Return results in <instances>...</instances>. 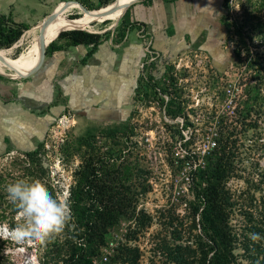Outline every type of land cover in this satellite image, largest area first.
<instances>
[{
    "label": "rangeland",
    "instance_id": "rangeland-1",
    "mask_svg": "<svg viewBox=\"0 0 264 264\" xmlns=\"http://www.w3.org/2000/svg\"><path fill=\"white\" fill-rule=\"evenodd\" d=\"M70 4L77 2L58 7ZM137 4L122 17L124 24L122 19L118 24L95 19L87 26L90 28L81 29L101 34L115 50L131 32L142 41L144 56L131 92L125 97L113 92L103 95L91 87L88 95L96 97V102L83 110L71 106L70 95L65 94L62 112L50 124L38 155L28 156L36 151L13 149L0 155L1 264H42L48 247L62 239L65 231L42 243L13 239L12 230L21 221L16 205L7 198V186L18 179H39L54 197L69 204L71 187L79 183L89 164L96 169L106 166L116 170L123 179L121 184L131 186L136 206L135 214L122 217L109 230L108 249L103 251L108 259H96L93 264H110V257L121 244L139 249V264H170L166 247L194 245L200 232L192 227L193 188L189 178L196 164L204 165L212 144L218 141L220 127L226 123L239 127L241 133L235 157L239 176L229 181L228 188L236 202L231 224L240 237L239 261L250 263L248 255L243 256L241 240L245 235L250 239L253 227L264 229V34L258 29L264 22V0H206L196 26L194 22L191 27L182 22L170 25V37L180 44L165 52L133 20ZM82 14L73 9L64 20L92 19ZM41 23L24 33L17 48L0 49L9 52V61H17L7 63L8 74L21 69L25 59L22 53L31 47ZM151 55L157 57L154 71L147 64L144 71L153 88L146 90L142 65ZM31 59L29 67L35 57ZM165 65L168 74L161 76ZM20 75L7 78L0 74V81L22 87L28 77ZM154 87L162 93L155 92ZM100 96L106 99L99 101ZM244 109L248 113L240 116ZM128 168L133 174L127 180ZM141 216L150 218L143 226L138 223ZM258 235L255 241H262L258 246L264 248V236Z\"/></svg>",
    "mask_w": 264,
    "mask_h": 264
},
{
    "label": "trees",
    "instance_id": "trees-1",
    "mask_svg": "<svg viewBox=\"0 0 264 264\" xmlns=\"http://www.w3.org/2000/svg\"><path fill=\"white\" fill-rule=\"evenodd\" d=\"M74 1L89 10H98L115 0H100L97 5L89 0ZM122 23H125L124 18ZM29 29L28 25L17 24L11 17L0 16V49H11ZM258 29L264 34V22L259 23ZM64 38L73 45H93L94 48L103 40L99 33L84 30L63 31L50 44L47 53L58 50L56 41ZM247 113L244 109L239 115ZM238 128L228 123L220 127L219 147L208 158L206 168L194 173V199L190 202V208L193 214L192 227L200 232L196 235L194 245L178 244L175 247H166L170 264H244L239 261L240 255L237 254L240 237L231 224L236 202L228 188L229 181L239 176L238 165L235 163L237 142L241 134ZM43 147L44 144L40 145L38 151L28 156L38 155ZM127 170L128 180L131 179L133 171L129 168ZM115 171L106 166L96 169L92 164L85 167L79 183L71 187V216L64 227L63 238L57 239L48 247L42 264H93L96 259H108L103 257V251L108 249L109 230L122 217L135 214L136 209L133 196L130 195L131 186H123V179ZM149 219L147 216L138 217V223L143 226ZM250 233L264 236V229L253 227ZM243 238L247 242L241 240V250L244 252L243 256L248 255L249 264H264V248L258 246L262 241H252L248 235ZM114 252L113 257L109 258L110 264H139L138 248L121 244ZM2 253L0 246V264ZM260 256L263 257L260 259Z\"/></svg>",
    "mask_w": 264,
    "mask_h": 264
},
{
    "label": "crops",
    "instance_id": "crops-1",
    "mask_svg": "<svg viewBox=\"0 0 264 264\" xmlns=\"http://www.w3.org/2000/svg\"><path fill=\"white\" fill-rule=\"evenodd\" d=\"M70 1L74 0H0V16L11 17L15 23L31 28L61 3ZM89 1L97 5L100 0ZM205 5L206 0H143L134 7L132 18L145 28L154 45L165 52L180 44L170 37V25L181 22L189 24L187 27L193 22L195 25ZM56 46L59 49L47 54L43 66L22 87L0 81V155L11 149L37 151L50 124L62 112L65 94L70 95L71 106L83 110L96 102V97L88 95L91 87L93 92L103 95L113 92L125 97L137 82L144 49L134 32L118 50L103 40L96 48L73 45L66 38L56 41ZM17 47L15 44L14 48ZM28 67L21 75L27 73Z\"/></svg>",
    "mask_w": 264,
    "mask_h": 264
},
{
    "label": "clouds",
    "instance_id": "clouds-1",
    "mask_svg": "<svg viewBox=\"0 0 264 264\" xmlns=\"http://www.w3.org/2000/svg\"><path fill=\"white\" fill-rule=\"evenodd\" d=\"M6 192L8 200L16 205L21 221L11 233L17 242H45L53 234L62 232L70 219L67 201L54 197L39 179H18L7 186ZM250 239L257 240L259 236L251 233Z\"/></svg>",
    "mask_w": 264,
    "mask_h": 264
},
{
    "label": "bare ground",
    "instance_id": "bare-ground-1",
    "mask_svg": "<svg viewBox=\"0 0 264 264\" xmlns=\"http://www.w3.org/2000/svg\"><path fill=\"white\" fill-rule=\"evenodd\" d=\"M132 0H115L113 3L108 5L107 7H103L97 11L94 12H88V10H84L82 6L77 3V4H70L65 7H58L56 9L57 11V17L56 19L51 23L47 31L45 32L46 36V41L47 44H49L51 41H53L57 35L62 32V31H67V30H72V29H87L90 27H81L79 24H90L93 20L95 19H101L105 20L106 18L109 19V21L117 22L118 18L122 15L123 13V6H125L127 3L131 2ZM73 9H79L80 11L83 12L81 16L84 17H91L92 19H89L87 21L81 22V20H67L65 21L64 19H67V14L73 10ZM112 10L114 11V14L109 16V17H102L107 11ZM105 16V15H104ZM64 21V22H63ZM115 25V24H114ZM39 32L34 34L32 45L29 48L28 51L25 53H22L25 56L24 62L21 65V69L14 73V74H9L11 76H17L23 72V70L26 68L28 62L34 59L32 65L27 69V72H31L37 65V63L40 60L41 57V52H42V45H41V26L39 27ZM56 36V37H55ZM8 51L6 50H0V55L2 56V59L0 58V73L2 74H8V68H7V63L13 64L17 61H9L10 57L8 56ZM65 124V125H64ZM67 124L66 122L63 121V126L65 127Z\"/></svg>",
    "mask_w": 264,
    "mask_h": 264
},
{
    "label": "water",
    "instance_id": "water-1",
    "mask_svg": "<svg viewBox=\"0 0 264 264\" xmlns=\"http://www.w3.org/2000/svg\"><path fill=\"white\" fill-rule=\"evenodd\" d=\"M141 0H132L131 2L127 3L125 6H123V13L122 15L118 18V21L116 24H118V22L122 19V17L127 13V11L135 4H137L138 2H140ZM77 2V1H75ZM79 3V2H77ZM82 8L84 10H88L83 4L79 3ZM90 12V11H88ZM91 13V12H90ZM57 11H54L51 15H49L42 23H41V47H42V52H41V57H40V60L39 62L37 63L36 67L28 74V75H20V78H27V77H30L32 75H34L35 73H37V71L43 66L44 62H45V59H46V56H47V47L49 46V44H51L53 41H55L60 33L57 35V37L51 41L49 44H47V41H46V36H45V32L47 31V29L49 28V26L51 25V23L56 19L57 17ZM114 14V11L112 10H109L107 11V13H105L104 15H102V17H109L111 15ZM109 20L108 18H106L104 21H107ZM71 21H75V20H71ZM103 21V22H104ZM72 30H81V29H72ZM0 58L2 59V56L0 55ZM1 75H3L4 77H7V78H13L11 75L9 74H2L0 73Z\"/></svg>",
    "mask_w": 264,
    "mask_h": 264
},
{
    "label": "built area",
    "instance_id": "built-area-1",
    "mask_svg": "<svg viewBox=\"0 0 264 264\" xmlns=\"http://www.w3.org/2000/svg\"><path fill=\"white\" fill-rule=\"evenodd\" d=\"M156 58L157 57H154V56H149V59L147 60V62L146 63H144L143 65H142V70H143V73H142V76L147 80V84H145L143 87H144V89H146V90H150L151 88H153L152 87V84L150 83V81L148 80V77L145 75V71H144V67L146 66V64H147V67H151V70L152 71H154V69H153V67L155 66V65H153V64H155V62H156ZM169 64V63H168ZM168 64H167V66H168ZM163 71H162V75L161 76H165V75H167L168 74V71H167V69H166V65L165 66H163ZM158 70H160V66L158 67ZM152 75L154 74V73H151ZM153 76H155V75H153ZM153 86H155V85H153ZM154 91L155 92H157V93H159V94H161L162 93V90H160V89H158V88H156V87H154ZM218 141L217 142H215V143H213L212 144V147H211V151L208 153V155H207V157H206V161H203L204 162V165H197L196 164V166H194V168H193V171H192V176L189 178L190 179V182H191V187L193 188V186H192V184H193V175H194V173L195 172H198L199 170H204L205 168H206V166H207V162H208V158H210L211 156H212V154L216 151V149L219 147V139H220V132H218ZM181 138L182 139H186V136H184V135H181ZM189 140H191V138H189L187 141H189ZM192 158H196V156L194 155V156H192V155H190ZM194 192V191H193ZM192 199H194V195H193V198Z\"/></svg>",
    "mask_w": 264,
    "mask_h": 264
}]
</instances>
